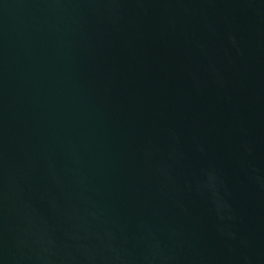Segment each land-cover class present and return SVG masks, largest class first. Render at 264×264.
<instances>
[{
    "label": "water",
    "instance_id": "water-1",
    "mask_svg": "<svg viewBox=\"0 0 264 264\" xmlns=\"http://www.w3.org/2000/svg\"><path fill=\"white\" fill-rule=\"evenodd\" d=\"M0 264H264V0H0Z\"/></svg>",
    "mask_w": 264,
    "mask_h": 264
}]
</instances>
